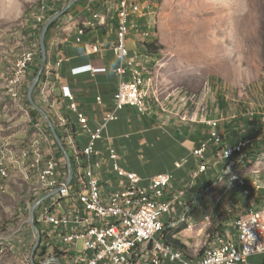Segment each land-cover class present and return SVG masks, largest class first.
Here are the masks:
<instances>
[{
  "label": "crops",
  "instance_id": "obj_1",
  "mask_svg": "<svg viewBox=\"0 0 264 264\" xmlns=\"http://www.w3.org/2000/svg\"><path fill=\"white\" fill-rule=\"evenodd\" d=\"M44 1L58 8H63L69 2L0 0V158L11 164L10 170L11 166L13 169L17 165L22 166L26 176L28 172L21 155L14 160L7 159L4 151L8 143L15 148H22L21 154L31 146L27 145L26 135L21 134L28 126V118L20 104L25 100V92L28 93L27 88L39 66L40 56H37L31 68L22 100L13 98L11 87H6V83L13 74L17 60L25 51L41 50V30L22 28L21 23L29 16L28 12L25 14L29 7ZM119 10L120 0H81L72 12L59 19L49 40L51 50L56 51L57 64L54 74H47L46 80L40 83L36 101L49 110L50 116H55L58 122L63 124V117L70 118L76 129L77 142L74 144L80 149L86 147L89 136L83 131L78 114H86L90 127L95 128L106 114L116 111L119 118L108 124L104 138L96 145L104 164L101 168L95 166L96 174L107 192L122 187L120 178L110 170L109 147L115 149L125 168L142 177L144 186H148L152 177L158 174H173L169 191L186 188L187 194L180 201H173L171 220L174 222L167 225L165 234L173 235L187 246V251H183L187 258L197 260L213 243L216 234L236 233L235 219L252 210L264 208V139L251 143L243 153L232 159H220L223 146L237 144L246 138L254 140L264 126L245 123V126L239 127L236 120L222 118L224 120L217 124L225 141L221 146L211 140L213 126L208 120H187L179 112L167 111L157 104H151V112L147 114L131 106L117 110L119 85L123 80L130 79L129 75L122 76L117 71L119 61L114 45L117 42ZM95 14L98 15L96 21ZM135 16L137 14L133 16L134 19ZM152 17V14L139 13L138 23L142 28L153 31ZM92 22L93 27L89 25ZM81 29H84V34H81ZM128 46L133 56L139 53L136 61L144 71L141 83L144 88L152 63L151 57L155 55L149 54L146 46L134 35L128 38ZM94 47H98V50ZM44 83L41 90L40 86ZM64 89L75 95L77 110L70 108V101L63 94ZM35 119L37 117L30 119L31 126L35 125ZM48 134L50 136L43 134L37 140L42 143L46 156L61 160L59 146L54 136ZM206 141L208 168L200 173L199 158L194 151ZM232 172L242 174L246 184H232L229 181ZM170 199V195L164 198L166 201ZM185 216L187 221L182 222ZM199 247L201 249L198 253ZM248 264H264V253L251 255Z\"/></svg>",
  "mask_w": 264,
  "mask_h": 264
},
{
  "label": "rangeland",
  "instance_id": "obj_2",
  "mask_svg": "<svg viewBox=\"0 0 264 264\" xmlns=\"http://www.w3.org/2000/svg\"><path fill=\"white\" fill-rule=\"evenodd\" d=\"M150 1L143 7L154 12L158 53L144 86L148 101L187 120L229 118L239 127L243 118L264 115V0H156L152 9ZM20 105L28 118L21 131L27 145L48 132L53 137L42 115L34 117L25 100ZM6 148L7 159L21 155L22 148ZM41 192L35 172L27 177L22 166H11L7 190L0 192V230L7 239H0V264H31L36 232L30 210Z\"/></svg>",
  "mask_w": 264,
  "mask_h": 264
},
{
  "label": "built area",
  "instance_id": "obj_3",
  "mask_svg": "<svg viewBox=\"0 0 264 264\" xmlns=\"http://www.w3.org/2000/svg\"><path fill=\"white\" fill-rule=\"evenodd\" d=\"M139 5L142 8L144 0ZM58 9L44 1L41 11L35 12L31 20L21 23V27L39 28L42 31L46 21L53 13L59 11ZM127 12H130V8H125L123 3L118 14L117 42L114 45V52L119 61L118 73L122 76L129 75L130 79L123 80L119 85L116 108L119 110L131 106L140 113L147 114L151 111L144 110V105L139 100L141 85H137V73L134 70L135 58L139 53L133 56L128 46L129 37L134 35L138 38V34L142 33L138 26L139 13L134 21H127ZM141 43L144 45V42ZM94 49L97 51L98 47ZM39 53L30 49L17 60L13 74L6 83V87L13 88L14 99H23L22 93L28 84L31 68L36 63L37 56H40ZM63 94L69 99L70 107L77 110L75 95L67 89H64ZM78 118L83 131L89 136L86 144L89 166L101 168L104 164L96 149L97 142L104 138L108 124L117 120L119 115L116 111L106 114L95 128L90 127L86 114L80 112ZM260 121L263 125L264 115L260 117ZM208 123L213 126L210 133L211 140L215 143H223L224 138L217 128L218 121L209 120ZM260 133L264 134V132ZM249 145L243 144L241 140L240 151L236 154L225 153L223 161L243 153ZM207 148L208 141L201 143L194 153L197 157H206ZM23 153L32 156L33 161H40L41 171H46V187L43 195H48V198L40 204L37 214L41 205L45 204L52 195L60 194L69 187L68 173H65L67 162L65 157L60 160L54 156H46L39 140L34 141L28 149L23 150ZM109 161L110 170L120 178L122 187L107 192L105 188H98L100 178L89 179L92 192L88 197L71 201L54 210L46 223L36 221L41 232V243L36 255L40 259L38 262L57 264L53 259L59 258L62 264H248L251 255L264 253V215L245 220L244 223H234L236 235L225 234V237H219L210 256L202 255L195 260L173 253L164 240V229L174 222L171 220L174 207L170 208V211H162L157 206H152L151 202L143 201L142 206H131L126 201V205L108 209V213H98L92 204V195H99L100 198L112 197L120 189L134 191L135 186H144L142 177L125 168L112 147H109ZM172 181L173 174H158L152 177L150 184L144 186V189L156 194L169 189ZM232 184L245 185L246 179H237ZM3 185H5V177L0 167V187ZM185 200L182 203L185 204ZM1 230L0 239H6Z\"/></svg>",
  "mask_w": 264,
  "mask_h": 264
},
{
  "label": "bare ground",
  "instance_id": "obj_4",
  "mask_svg": "<svg viewBox=\"0 0 264 264\" xmlns=\"http://www.w3.org/2000/svg\"><path fill=\"white\" fill-rule=\"evenodd\" d=\"M123 3H125V8H130V12H127V21H134L135 19L133 18V16L138 13H142V12H145L146 14L154 13L153 11H145L144 7L140 8L139 5L140 2L138 0H120L119 13L121 11V7L123 6ZM149 3H150L149 7H151L150 9H152V7L157 6L156 1L154 2L150 1ZM52 5L55 6L54 4ZM43 6H44V2H41L36 6H33L28 12L29 16L26 19H24L22 23L25 20H31V18L34 16V13L40 12ZM94 17H95L94 20L96 21L98 15L95 14ZM89 25L93 27L94 23L92 22ZM138 26H139V31L142 32L138 34L139 40L141 42H144V45L153 44L154 39L152 38V35L155 33V25L153 26V31L146 28H142L139 23ZM80 31L84 32V29H81ZM136 60L137 59L135 58L134 70L137 73V85H142L141 83L143 81L144 71L142 70V68L139 67L140 64L138 65L137 64L138 62ZM10 91L14 96L13 88H10ZM42 93L46 95L45 91H43ZM139 100L141 101V104L144 105V110L149 111L152 103L149 102L150 100L148 101L147 89L142 88L141 86L139 87ZM62 121L64 125L65 124L64 117L62 118ZM263 139H264V134H258L254 138V140L253 139H251L250 141L243 140V144H248L250 142H254V143L260 142ZM216 144L223 146V143H216ZM240 148H241V141H239L237 144H234L232 146H223L221 148L220 159L221 160L224 159L225 153L236 154L237 152L240 151ZM21 158L22 160H24L23 162L25 163L27 168V172H28L27 177L31 174L30 172H35L37 174V178L39 181L40 190L44 191L46 187V171H41L40 161H33L32 156H26L23 152L21 154ZM198 158H199V172L200 173L205 172L208 168L206 163L207 157H198ZM77 166H78L79 181L76 184H74L72 181L70 184H68L69 186L68 188L64 189L60 194L52 195L45 204L41 205V209H39L38 213L36 214L37 223H46L48 218L51 216V213L54 210L60 208L65 204L70 203L71 201L88 197L89 194L92 192V185L89 179H97L99 178V176L95 172V166H89V154L87 152L86 147L80 149V155L78 156ZM0 167L2 168V175L5 177V185L0 187V192H4L7 190L8 187V183L11 176V170L9 163L6 162L3 158H0ZM230 172L231 171H229L228 174H230ZM241 178H245V177L237 172L234 173L232 172V174L229 175V181L231 183H235L237 179H241ZM98 188H105L102 184V181H98ZM186 194H187L186 188L177 191L173 190V192H170L169 189H164L163 191L154 194L149 190H145L144 186H135L134 191L129 189H120L112 197L100 198L99 195H92V204L94 205V208L97 209L98 213H108V209L116 208L120 205H126V201L131 206H142L143 201L151 202L152 206H157L162 211H170V208L173 207V201H180ZM167 195H170L171 199L166 201L164 200V198ZM263 215H264V208L259 210H252L246 215H243L240 218L235 219V223H244L245 220ZM185 221H187L186 216L185 218L182 219V222ZM166 228L164 229V238H165ZM219 237H225V234H221V233L216 234L213 243L209 245V247L205 250L203 256H210L211 250L213 247L216 246V241L219 239ZM0 243H1L0 249L3 251L5 249V246L3 242ZM168 246L170 247L173 253L180 255L184 258H187L183 251L177 249L172 245L168 244Z\"/></svg>",
  "mask_w": 264,
  "mask_h": 264
},
{
  "label": "water",
  "instance_id": "obj_5",
  "mask_svg": "<svg viewBox=\"0 0 264 264\" xmlns=\"http://www.w3.org/2000/svg\"><path fill=\"white\" fill-rule=\"evenodd\" d=\"M78 1H80V0H69V2L63 8H61L59 11H57L55 14H53L44 24L42 31H41V35H40L41 65L39 67V70H38L35 78L30 83L29 88H28V93H27L28 100H29L30 104L33 106V108H35L45 118V120L47 121V123L51 129V132H52V134H53V136H54V138H55V140L59 146V148L61 149V151L64 154V157H65L66 162H67V167H68L67 184H70L73 181L74 176H75L72 158H71L70 153L64 144V140L61 137V135L59 134L58 129L56 127V124H55L54 120L52 119V117L50 116L49 112L42 105H40L36 101V99L34 98V91L38 87V85L40 83L41 75L43 74V72L47 66L48 47H47L46 41H47L48 31H49L51 25L54 22H56L57 20H59L62 16L67 14L69 12V10ZM47 198H48V195H43V196L37 198L35 200V202L33 203L31 210H30V222L32 224L33 229L36 232V241H35V244L32 248V252L30 255V263L31 264H37L36 254H37L38 248H39L40 243H41V232H40V229L36 223V210L38 209L40 204ZM53 260L57 264H62V262L59 258H54ZM44 264H46V262Z\"/></svg>",
  "mask_w": 264,
  "mask_h": 264
},
{
  "label": "trees",
  "instance_id": "obj_6",
  "mask_svg": "<svg viewBox=\"0 0 264 264\" xmlns=\"http://www.w3.org/2000/svg\"><path fill=\"white\" fill-rule=\"evenodd\" d=\"M156 1V0H155ZM81 0L79 2H77L70 10L67 14H69L70 12L73 11V9L78 5V3H80ZM152 2H154L152 0ZM41 3V2H40ZM39 4V3H38ZM37 5V4H36ZM35 5V6H36ZM33 7V6H32ZM32 7H29L26 11L29 12V10L32 8ZM62 8V7H61ZM61 8H59L58 10H60ZM25 13V14H26ZM54 14V13H53ZM52 14V15H53ZM65 14V15H67ZM64 15V16H65ZM62 16V17H64ZM61 17V18H62ZM60 18V19H61ZM59 20H57L56 22H54L49 31H48V34H47V47H48V60H47V66H46V69L44 70L43 74L41 75V78H40V83L41 82H44L47 78V74H54V68H55V65L57 64V56H56V51L55 50H51L50 48V37L52 36L53 34V31H54V27L56 25V23L58 22ZM152 38L154 39V42L153 44H145L146 46V50L149 54H152V55H156L158 53V50H157V29L155 31V33L152 35ZM146 53V52H145ZM147 54V53H146ZM39 66L38 68L36 69V72H35V75L37 74L38 70H39V67H40V64H41V50H40V57H39ZM34 75V76H35ZM39 83V85H40ZM46 83H44L43 85L40 86L41 90L44 88ZM39 85L38 87L36 88V90L34 91V98L36 99L37 98V94H38V91H39ZM26 96H25V101H26V104L31 108V113L33 116L35 115H41L35 108H33V106L30 104L29 100H28V97H27V92H25ZM49 111V110H48ZM52 119L54 120L55 124H56V127L58 129V132L59 134L61 135V137L63 138L64 140V144L67 148V150L69 151L70 153V156L72 158V163H73V167H74V171H75V176L73 180V183L76 184L78 181H79V174H78V156L80 155V148L77 144H74L76 143V137H75V133H76V129H75V126L72 124L70 118H68L67 116L64 117L65 119V124L63 125L62 123L58 122V120L56 119V117L54 116H51ZM260 118V117H259ZM258 117L254 116V120H251V118L247 117V118H243V121H244V124L246 123L247 125L248 124H254L256 125L258 123ZM260 132H264V127H262V129L260 130ZM262 134V133H260ZM246 139H249V138H246ZM245 140V139H244ZM70 141V142H69ZM264 142V140H263ZM232 146V145H231ZM59 149V152L62 156V158L64 157V154L63 152L61 151L60 148ZM65 173L67 174L68 173V169L66 167L65 169ZM40 197L43 196V191L41 192V194L39 195ZM166 233V232H165ZM164 240L166 241L167 244L169 245H172L174 247H176L177 249H180L181 251H187V246L184 245L183 243H181L179 240L175 239L173 237V235L171 234H165V238ZM3 242V241H1ZM4 244V243H3ZM0 246H1V243H0ZM38 255V252L37 254ZM37 264H41L40 262L37 261Z\"/></svg>",
  "mask_w": 264,
  "mask_h": 264
}]
</instances>
